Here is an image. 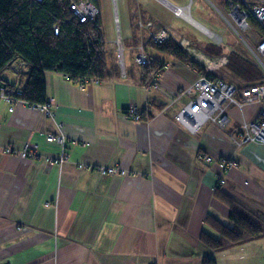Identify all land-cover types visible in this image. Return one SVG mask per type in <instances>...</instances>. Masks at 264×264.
<instances>
[{
  "label": "crops",
  "instance_id": "obj_1",
  "mask_svg": "<svg viewBox=\"0 0 264 264\" xmlns=\"http://www.w3.org/2000/svg\"><path fill=\"white\" fill-rule=\"evenodd\" d=\"M99 4L111 77L80 83L45 71L48 112L25 103L9 111L0 101V264H203L205 257L213 264H264V229L220 250L199 242L202 230L217 236L206 216L229 224L221 195L264 225V143L240 144L228 134L241 119H253L258 104L228 107L225 130L206 122L190 135L175 120L187 97L176 94L200 69L147 46L162 71L146 80L135 62L152 32L172 27L170 7L162 0H115V10L108 0ZM20 62H10L4 82L26 78ZM129 106L140 122L127 114ZM34 144L33 158L20 156ZM61 153L62 162H45ZM225 159L235 165L222 169ZM103 166L125 173L103 174Z\"/></svg>",
  "mask_w": 264,
  "mask_h": 264
},
{
  "label": "trees",
  "instance_id": "obj_2",
  "mask_svg": "<svg viewBox=\"0 0 264 264\" xmlns=\"http://www.w3.org/2000/svg\"><path fill=\"white\" fill-rule=\"evenodd\" d=\"M75 1L0 0V89L16 84L21 89L20 98L24 101L43 104L47 101L45 71L62 73L76 82L83 81L85 77L98 80L111 77L109 53L103 38L100 16L97 14L93 20L80 21L69 7ZM90 1L98 7L99 0ZM54 26L57 27L56 32ZM146 46L172 55L202 72L201 67L173 38L158 44L148 37L143 48L145 52ZM205 49L216 54L224 51L222 45L210 41L205 42ZM15 58L26 67V78L18 83L4 82L2 74ZM149 59V64L138 65L146 80L160 73L163 68V63L157 58ZM226 68L242 81L236 84L240 88L264 83V73L251 56L247 59L232 51ZM210 76L217 78L211 73ZM221 199L230 207L229 224L206 216L205 224L217 236L202 230L199 234L201 244L208 249L220 250L263 231L261 220L238 210L227 196L221 195ZM203 264H213V259L205 257Z\"/></svg>",
  "mask_w": 264,
  "mask_h": 264
},
{
  "label": "built area",
  "instance_id": "obj_3",
  "mask_svg": "<svg viewBox=\"0 0 264 264\" xmlns=\"http://www.w3.org/2000/svg\"><path fill=\"white\" fill-rule=\"evenodd\" d=\"M40 1V0H37ZM224 18L227 27L231 30L233 36L239 40L254 61L260 66L264 73V0H207ZM173 10L174 15L181 16L178 12L179 6L168 3ZM70 9L75 17L80 21L93 20L99 12V8L90 0H77L70 3ZM115 17V22H117ZM254 22L257 24L255 25ZM140 23V22H139ZM151 22H146V26H150ZM54 31L57 27L54 26ZM173 37L168 26H160L150 34V38L154 43H162L163 41ZM141 52L135 56L137 64H149L150 59L144 54L143 46L140 45ZM219 62L224 63L225 57ZM91 78L85 77L83 80ZM98 82V79H93ZM83 81H80L82 83ZM152 87H157V80L151 81ZM185 94L188 97L186 103L180 108L176 114L177 122L187 129L191 134L198 131L206 122H211L221 129H227L231 119L228 114V107H236L241 109L245 104L256 103L259 108L253 119H241L238 126L233 127L229 131L230 136L233 133L238 135L237 142L248 143H264V83L251 85L240 88L233 82L223 80L221 78H213L207 73H200L197 79L187 88L177 91L176 97ZM21 89L16 84H12L6 88L0 89V101H4L8 105V110H13L14 103H25L31 108H41L48 112L50 102L43 104H29L20 98ZM127 114L140 122V115L135 106H129ZM37 146L34 144L30 149L26 145L19 150L21 157H34L37 153ZM4 150L9 151L10 147L6 146ZM65 153H61L57 157H45L46 163L62 162ZM210 160V157H207ZM222 169H227V163H220ZM101 173L119 174L125 172L114 166H103L100 168ZM221 182L223 180L221 179ZM149 264H157L150 262Z\"/></svg>",
  "mask_w": 264,
  "mask_h": 264
},
{
  "label": "rangeland",
  "instance_id": "obj_4",
  "mask_svg": "<svg viewBox=\"0 0 264 264\" xmlns=\"http://www.w3.org/2000/svg\"><path fill=\"white\" fill-rule=\"evenodd\" d=\"M108 1L111 2V6L115 10V0H108ZM168 1H170L171 3L175 5H179V6H186L187 4H189L188 11H190L193 18L196 19L199 23H201L202 25H204L207 29L211 31V34H208L202 31L200 28H198L196 25L191 23L186 18H182L180 16L174 15L173 10L170 7V10H169L170 12L167 15L166 19L168 23L173 27V28L169 27L173 35V37L171 38H173L177 42V44L182 48V50H184L186 54L190 58H192V60H194L201 67V70H202L201 73H207L208 75H210L211 73L213 74V76H216L217 78H221L223 80L233 82L235 84H241L242 81L237 76L233 75L227 70L226 68L227 59H228L229 53L232 51L237 52L238 54H241L247 59H250V56H249L250 54L246 50L244 45L233 36L231 30L227 27L226 21L224 20L222 15L207 0H168ZM218 1H221V0H218ZM162 2H165V4H167V7L169 6L168 2H166L165 0L164 1L162 0ZM100 7L101 6L99 4L98 14H100L101 17L104 19V13L106 11L100 12ZM115 17H117L116 14H114L113 16V22H114V27H115V32H116L115 37H114L115 48H116L115 50H121V43L123 42V40L120 34L119 21L117 20V22H115ZM119 20H120V17H119ZM144 24L146 25V23H143V22L137 23L139 27H142V25ZM107 27H108V24L103 26V23H102V28L105 29L106 36L108 35ZM207 41L222 45L224 47V51L218 54L206 51L205 42ZM144 44L145 43L142 44L143 48H144ZM140 45L138 46V49L135 55L141 52V49H139ZM143 52L149 58V56L146 54L144 50ZM221 57H225L226 61L224 63L219 62V60L222 59ZM118 65L120 66L121 69H123L121 58L118 59ZM187 95L186 97L188 99L189 96ZM176 114H175V117H176ZM140 121H141V118H140ZM198 131H196L195 133H197ZM188 133L190 135L195 134V133L191 134L189 131ZM240 144H243V143L240 142ZM207 157L209 156L207 155L203 156V158L206 160H207ZM221 163H227V165L230 164L228 168L233 167L235 165V162L229 159L221 160ZM221 179L224 182L223 178H219L218 183L220 184L223 183L221 182Z\"/></svg>",
  "mask_w": 264,
  "mask_h": 264
},
{
  "label": "bare ground",
  "instance_id": "obj_5",
  "mask_svg": "<svg viewBox=\"0 0 264 264\" xmlns=\"http://www.w3.org/2000/svg\"><path fill=\"white\" fill-rule=\"evenodd\" d=\"M181 16L185 17L187 20H189L191 23H193L194 25H196L198 28H200L202 31L211 34V31L209 29H207L204 25H202L201 23H199L198 21H196L194 18H192V16L190 15L189 11H188V7H183L180 8V11L178 12ZM198 56V54H197Z\"/></svg>",
  "mask_w": 264,
  "mask_h": 264
},
{
  "label": "water",
  "instance_id": "obj_6",
  "mask_svg": "<svg viewBox=\"0 0 264 264\" xmlns=\"http://www.w3.org/2000/svg\"><path fill=\"white\" fill-rule=\"evenodd\" d=\"M163 1H164V0H163ZM165 1H166V0H165ZM166 2H167V1H166ZM168 3H169V2H168ZM188 6H189V4L186 5V7H188Z\"/></svg>",
  "mask_w": 264,
  "mask_h": 264
}]
</instances>
